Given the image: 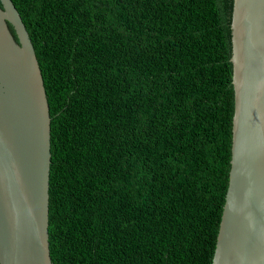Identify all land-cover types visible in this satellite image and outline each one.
I'll use <instances>...</instances> for the list:
<instances>
[{
  "label": "trees",
  "instance_id": "trees-1",
  "mask_svg": "<svg viewBox=\"0 0 264 264\" xmlns=\"http://www.w3.org/2000/svg\"><path fill=\"white\" fill-rule=\"evenodd\" d=\"M12 1L50 106L53 264H212L233 0Z\"/></svg>",
  "mask_w": 264,
  "mask_h": 264
},
{
  "label": "water",
  "instance_id": "water-1",
  "mask_svg": "<svg viewBox=\"0 0 264 264\" xmlns=\"http://www.w3.org/2000/svg\"><path fill=\"white\" fill-rule=\"evenodd\" d=\"M0 4V264H53L50 106L20 13ZM231 46V169L212 264H264V0H233Z\"/></svg>",
  "mask_w": 264,
  "mask_h": 264
}]
</instances>
